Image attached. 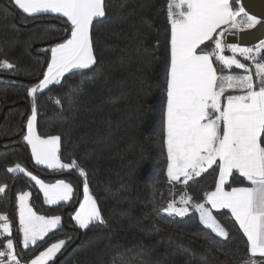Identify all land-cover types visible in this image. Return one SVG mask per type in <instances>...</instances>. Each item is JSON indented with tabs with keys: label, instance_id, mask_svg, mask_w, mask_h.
<instances>
[{
	"label": "trees",
	"instance_id": "trees-1",
	"mask_svg": "<svg viewBox=\"0 0 264 264\" xmlns=\"http://www.w3.org/2000/svg\"><path fill=\"white\" fill-rule=\"evenodd\" d=\"M122 4L125 0H111L110 18L94 26V47L101 61L96 71L69 73L61 85L36 94L37 133L42 138L61 137V161L76 160L86 171L90 193L107 223L81 231L70 212L66 223L34 248L23 249L18 244L17 255L28 264L64 240L63 252L51 264H119L121 257L126 264H221L226 260L239 264L250 253L247 238L230 212L213 211L229 231L225 241L205 228L194 211L184 218L167 217L162 211L185 192L194 201H202L204 193L214 190L216 177L209 169L186 186L167 178L163 126L170 39L167 0H126L127 6ZM124 16L127 22L121 24ZM67 28L63 19H33L12 0H0V61L14 65L13 69L0 67V186H7L0 193V215L8 216L14 243L21 240L17 231L20 193L30 192L35 212L45 217H63L83 197V179L75 169L63 176L36 166L23 139L31 115L29 91L46 73L50 63L46 50L67 38ZM17 164L46 183L64 179L73 185V202L45 206L27 178L7 171ZM242 181L229 183L248 186ZM225 251L230 255L226 257Z\"/></svg>",
	"mask_w": 264,
	"mask_h": 264
},
{
	"label": "snow or ice",
	"instance_id": "snow-or-ice-1",
	"mask_svg": "<svg viewBox=\"0 0 264 264\" xmlns=\"http://www.w3.org/2000/svg\"><path fill=\"white\" fill-rule=\"evenodd\" d=\"M12 3L33 19H63L68 25L67 38L46 50L50 53L46 74L29 91L32 107L23 139L31 147L36 165L54 171L75 169L83 179V202L72 217L75 225L82 230L106 225L97 200L89 191L86 171L76 160L61 161V137L42 138L37 133L36 94L52 85H61L66 74L88 75L96 71L101 61L94 47L93 29L95 24L110 18L111 0H12ZM126 6L125 0L121 7ZM259 9L254 12L240 0L235 3L233 0H167L165 8L170 26L163 107L166 175L174 182L182 178L186 186L211 169L216 182L214 190L204 193L202 201H194L185 192L180 197V207L173 200L162 211L172 218H184L194 211L205 228L225 241L230 238L229 231L213 215V210L230 212L247 238L250 253L239 264H264V31H261L264 30V0H260ZM126 22V16L120 18L121 24ZM258 25L260 43L252 47H241L223 39L225 33L232 34V30L253 29ZM226 50L231 55H225ZM238 56L250 63L242 62ZM214 58L221 65L219 72ZM0 67L13 69L14 65L3 60ZM233 68L243 70V74L233 73ZM75 95L74 92L73 97ZM54 102L61 104L59 99ZM7 171L29 177L50 205L63 206L62 202L73 199V187L64 179L48 184L19 164ZM239 178L247 181L248 186L229 183ZM6 187L0 186V193H5ZM30 196L31 193L22 192L17 197V231L22 233L17 243L11 239L12 225L8 216L0 215L3 222L0 225V245H3L0 264H22L16 251L18 244L30 249L49 231L61 227L60 216L37 215L28 204ZM65 243L61 240L52 244L30 264H48ZM225 255L230 253L225 251ZM119 264H126L122 257ZM221 264H227V260Z\"/></svg>",
	"mask_w": 264,
	"mask_h": 264
},
{
	"label": "water",
	"instance_id": "water-1",
	"mask_svg": "<svg viewBox=\"0 0 264 264\" xmlns=\"http://www.w3.org/2000/svg\"><path fill=\"white\" fill-rule=\"evenodd\" d=\"M241 3L247 4L252 8V11L258 12L259 5H260V0H240ZM260 26L258 25L257 28H253L244 32L237 33L235 35H229L227 37V42L229 43H238L241 47H252L253 44H259L260 43V36H261V31H258ZM69 174H65L63 176H66ZM82 193V188L80 187V194ZM80 205V199L76 203V205L73 208H67L64 213H63V219H64V224L66 223V218L68 213L74 212L77 210V208ZM81 234V232H80Z\"/></svg>",
	"mask_w": 264,
	"mask_h": 264
},
{
	"label": "crops",
	"instance_id": "crops-1",
	"mask_svg": "<svg viewBox=\"0 0 264 264\" xmlns=\"http://www.w3.org/2000/svg\"><path fill=\"white\" fill-rule=\"evenodd\" d=\"M20 11V10H19ZM21 12V11H20ZM22 13V12H21ZM24 14V13H23ZM25 15H27V14H25ZM239 19V18H238ZM247 30H250V29H244V30H242V31H237V30H232V34H229V33H225V35H224V37H223V39L224 40H226L227 41V37L229 36V35H235V34H237V33H240V32H244V31H247ZM208 43V42H207ZM203 46V45H202ZM201 46V47H202ZM198 51H199V49H198ZM225 55H231V53L230 52H228L227 50L225 51ZM214 63H215V58H214V61H213ZM216 64V63H215ZM218 69V68H217ZM242 71L241 69H237V70H232L233 72L235 71ZM218 72H219V69H218ZM67 75V74H66ZM226 95H227V93H226ZM36 131H37V126H36ZM29 146V145H28ZM31 149V147L29 146V150ZM33 160H34V158H33ZM35 161V160H34ZM38 167H40V168H43V169H46V170H48V171H51V172H61V173H64V174H69V172L70 171H68V170H63V171H54V170H51V169H47V168H45L43 165H37ZM26 170V169H25ZM26 172H28L27 170H26ZM32 175H35V176H37L39 179H41V180H43L41 177H39L38 175H36V174H33V173H31ZM64 174H62V175H64ZM12 175H14V176H23V177H25V178H27L35 187H36V189L40 192V194H41V196H42V201H43V204L45 205V206H47V207H57V206H59V205H50V204H48L47 202H46V200H45V198H44V195H43V192L40 190V188H39V186L38 185H36L35 184V182L34 181H31L30 179H29V177H27V176H25L24 174H13L12 173ZM44 181V180H43ZM181 181H182V178H181ZM181 181H179V182H181ZM45 182V181H44ZM57 182V181H56ZM56 182H54V183H56ZM65 182H67V181H65ZM172 182H174V181H172ZM230 182V181H229ZM247 182V181H246ZM46 183V182H45ZM68 183V182H67ZM248 183V182H247ZM48 184H52V183H48ZM227 186V185H226ZM72 187H73V185H72ZM226 189H227V187H226ZM73 199L71 200V201H69V202H67V203H64V202H62V205H69V204H71V202H73V200H74V197H75V188L73 187ZM83 199V198H82ZM82 202V201H81ZM81 204V203H80ZM79 209V207L77 208V210ZM213 211H216V210H213ZM222 211V210H221ZM74 213V212H73ZM72 213V214H73ZM71 218H72V215H71ZM73 220V219H72ZM63 222H64V219H63V217H61V226H62V224H63ZM73 222H74V224H75V221L73 220ZM0 225H2V223H0ZM76 226V225H75ZM77 227V229H79V230H81L82 231V229H80L78 226H76ZM59 229V228H58ZM12 236H13V231H12ZM11 239H13V238H11ZM14 241V240H13ZM58 243V242H57ZM65 248V247H64ZM64 248H62L57 254H56V256L52 259V260H50L49 262H48V264H51V263H53L57 258H58V256L63 252V250H64ZM22 264H24V263H22ZM28 264H30V262L28 263Z\"/></svg>",
	"mask_w": 264,
	"mask_h": 264
},
{
	"label": "rangeland",
	"instance_id": "rangeland-1",
	"mask_svg": "<svg viewBox=\"0 0 264 264\" xmlns=\"http://www.w3.org/2000/svg\"><path fill=\"white\" fill-rule=\"evenodd\" d=\"M233 2H234V0H233ZM238 59H241V61L242 62H244V63H250V62H247V61H243V58L242 57H237ZM217 66H219V71H220V68H221V65H219V63L217 62ZM232 70H237V69H235V68H233ZM231 70V71H232ZM233 73H235V74H243V70L242 71H234ZM46 74V73H45ZM44 74V75H45ZM45 90H47V89H45ZM45 90H43V91H45ZM39 92H41V91H39ZM30 153H31V149H30ZM32 156V155H31ZM32 159H33V157H32ZM33 162H34V164H35V161L33 160ZM36 165V164H35ZM37 166V165H36ZM90 191V190H89ZM30 193V192H29ZM82 193H83V189H82ZM83 198V197H82ZM82 202H83V199L81 200ZM173 201V200H172ZM174 201H176V204H177V206L179 207L180 205H179V199H176V200H174ZM81 202V203H82ZM28 204H29V206H31L32 208H33V211H36L35 210V208L33 207V205H32V194H31V196L29 197V200H28ZM77 211V210H76ZM75 211V212H76ZM74 212V213H75ZM74 213L72 214V217L74 216ZM37 214V213H36ZM17 215H18V221H19V212H18V201H17ZM37 215H40V214H37ZM40 216H43V215H40ZM73 219V218H72ZM58 229V228H57ZM57 229H54V230H52V231H49L48 233H47V235H45L44 237H43V239L42 240H38L37 241V244L38 243H40L41 241H43L50 233H52V232H54L55 230H57ZM211 230V229H210ZM21 234V239H22V233H20ZM36 244V245H37ZM36 245H34V246H31L30 248H34Z\"/></svg>",
	"mask_w": 264,
	"mask_h": 264
},
{
	"label": "built area",
	"instance_id": "built-area-1",
	"mask_svg": "<svg viewBox=\"0 0 264 264\" xmlns=\"http://www.w3.org/2000/svg\"><path fill=\"white\" fill-rule=\"evenodd\" d=\"M0 223H3L2 221H0Z\"/></svg>",
	"mask_w": 264,
	"mask_h": 264
}]
</instances>
